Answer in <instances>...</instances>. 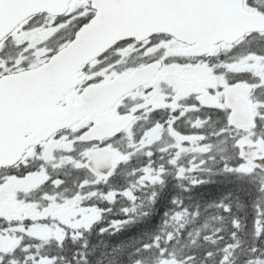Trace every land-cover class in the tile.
Segmentation results:
<instances>
[{"label":"snow or ice","instance_id":"6c2138e0","mask_svg":"<svg viewBox=\"0 0 264 264\" xmlns=\"http://www.w3.org/2000/svg\"><path fill=\"white\" fill-rule=\"evenodd\" d=\"M0 264H264V0H0Z\"/></svg>","mask_w":264,"mask_h":264},{"label":"trees","instance_id":"16d2710c","mask_svg":"<svg viewBox=\"0 0 264 264\" xmlns=\"http://www.w3.org/2000/svg\"><path fill=\"white\" fill-rule=\"evenodd\" d=\"M223 190L224 188L222 186H208L206 188L201 189L200 193H203L205 198H209L211 196L217 195L218 192ZM166 207H167V198L165 197L161 199L160 203L157 205V210L155 214L152 215L149 219H146L142 223H139L136 226L132 227L131 229L126 230L123 233L116 236L97 237L95 234H93L91 241L92 243H96L99 239H104L111 245V244H116L121 240H125L130 237L136 236L141 232H143L144 230L153 229L160 222V218ZM112 218L118 219L119 217H112ZM102 226L103 225H100L98 227H102Z\"/></svg>","mask_w":264,"mask_h":264}]
</instances>
